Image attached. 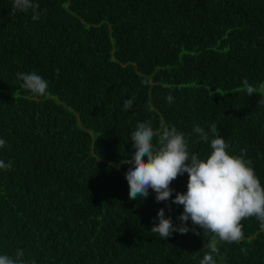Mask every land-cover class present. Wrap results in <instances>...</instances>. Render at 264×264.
<instances>
[{
    "label": "trees",
    "instance_id": "1",
    "mask_svg": "<svg viewBox=\"0 0 264 264\" xmlns=\"http://www.w3.org/2000/svg\"><path fill=\"white\" fill-rule=\"evenodd\" d=\"M37 2L33 22L0 0V160L12 162L0 169V254L22 249L24 264H199L211 234L150 233L160 208L179 224L183 206L169 211L151 189L129 199L122 162L137 122L175 126L200 158L210 145L192 129L214 123L230 154L247 149L264 186V0ZM32 71L49 87L26 99L16 74ZM245 79L257 93L247 95ZM187 180L172 182L173 198ZM241 223L244 240L218 244L216 264H264L259 221Z\"/></svg>",
    "mask_w": 264,
    "mask_h": 264
},
{
    "label": "clouds",
    "instance_id": "2",
    "mask_svg": "<svg viewBox=\"0 0 264 264\" xmlns=\"http://www.w3.org/2000/svg\"><path fill=\"white\" fill-rule=\"evenodd\" d=\"M31 12L33 22L41 17L37 0H12L11 13ZM58 72L59 69H56ZM17 79L22 81L20 87L33 97H43L48 91V81L35 71L18 72ZM248 96L257 93V88L243 81ZM264 87V85H261ZM166 100L171 104L174 97L169 94ZM133 99H126L123 109L133 106ZM264 103V100L259 101ZM192 131L198 135L199 141L209 143L210 154L200 158L188 149V139L175 126L161 125L154 130L148 122H137L131 131L133 151L122 163L130 165L125 172L128 182V198L143 200L149 196V189L155 192V200L171 201V204L182 205L183 211L177 217L179 224H174L171 216L165 215V209L157 212L158 223H153L150 233L157 234L167 240L174 232L186 234L203 230L206 239L205 252L199 264H216L214 255L220 254L218 244L240 243L244 240L243 220L256 218L261 231H264V186L257 177L252 161L245 159L247 149H240V154H230L229 144L217 134V126L213 123L206 130L196 124ZM6 141L0 138V148ZM145 157L147 159H145ZM12 162L0 160V169L11 170ZM188 174L187 190L176 192L171 184L178 176ZM191 220L192 227L188 225ZM247 252L246 249H241ZM24 251L17 249L15 256L0 254V264H24Z\"/></svg>",
    "mask_w": 264,
    "mask_h": 264
}]
</instances>
